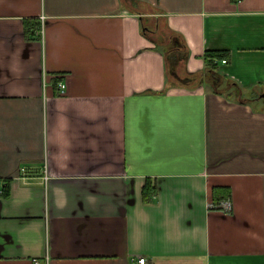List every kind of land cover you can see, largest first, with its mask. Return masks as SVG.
Returning a JSON list of instances; mask_svg holds the SVG:
<instances>
[{"label": "crops", "instance_id": "obj_1", "mask_svg": "<svg viewBox=\"0 0 264 264\" xmlns=\"http://www.w3.org/2000/svg\"><path fill=\"white\" fill-rule=\"evenodd\" d=\"M44 255L264 264V0H0V264Z\"/></svg>", "mask_w": 264, "mask_h": 264}, {"label": "trees", "instance_id": "obj_2", "mask_svg": "<svg viewBox=\"0 0 264 264\" xmlns=\"http://www.w3.org/2000/svg\"><path fill=\"white\" fill-rule=\"evenodd\" d=\"M31 22V21H30ZM40 30V22L36 21L34 24L26 30V35L28 38H37L40 39L41 36L39 34ZM227 57V52L223 50H208L205 53V65L207 68V80L211 83H215L219 81L218 73L220 67V61ZM156 189L155 186L151 184V181H148L146 186L144 187L143 194L145 200H150L152 196L155 194Z\"/></svg>", "mask_w": 264, "mask_h": 264}, {"label": "built area", "instance_id": "obj_3", "mask_svg": "<svg viewBox=\"0 0 264 264\" xmlns=\"http://www.w3.org/2000/svg\"><path fill=\"white\" fill-rule=\"evenodd\" d=\"M44 21H45V17H43V19H42V23L43 24H42V27L39 30L40 35L43 34ZM222 62H224V63L227 62V59L226 58L223 59ZM58 85H59L60 92L63 93L64 90H65V84L62 83V82H59ZM46 178H49V177L46 176ZM217 206H221L223 209L229 210L231 208V206H232V203H231L230 200H227V201H224V202L220 203V205H217ZM133 260H134V262H136V264H147V262H148L147 258L143 257V256L139 257L137 259H133ZM32 261H33V264H52L49 255H44L42 257L35 256V257H33Z\"/></svg>", "mask_w": 264, "mask_h": 264}]
</instances>
